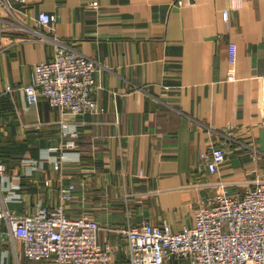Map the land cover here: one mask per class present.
I'll return each mask as SVG.
<instances>
[{
    "label": "crops",
    "instance_id": "obj_1",
    "mask_svg": "<svg viewBox=\"0 0 264 264\" xmlns=\"http://www.w3.org/2000/svg\"><path fill=\"white\" fill-rule=\"evenodd\" d=\"M174 1L27 0L25 11L56 15L55 33L97 62V112L68 113L43 96L26 101L18 87L31 82L35 63L53 58L51 42L4 41L0 53V146L15 149L0 156L7 174L21 173L23 157L63 145V119L79 134L72 162L21 176L22 201L8 209H50L75 183L66 213L99 222L114 264H130L121 226L150 219L178 230L194 223L206 197L243 192L264 174V0ZM214 142L226 159L210 173L202 154ZM22 250L6 239L0 264H50ZM162 264L191 263L171 256Z\"/></svg>",
    "mask_w": 264,
    "mask_h": 264
},
{
    "label": "built area",
    "instance_id": "obj_2",
    "mask_svg": "<svg viewBox=\"0 0 264 264\" xmlns=\"http://www.w3.org/2000/svg\"><path fill=\"white\" fill-rule=\"evenodd\" d=\"M27 0H0V53L4 41H44L54 45L52 59L34 64L31 82L18 87L29 104L45 97L52 106L73 114L97 112L99 102L93 96L97 62L84 55L55 33L56 15L41 11L31 15L23 6ZM99 0H93L97 6ZM193 0H175L174 5L189 6ZM20 6V7H19ZM229 25V10L223 11ZM46 27L47 30L43 29ZM231 44L230 53L235 55ZM264 110V75L262 78ZM6 91L13 88L8 85ZM64 143L41 152L38 157H23L21 173L7 174L0 160V251L6 239L12 247L20 242L24 255L50 264H114L112 250L98 239L99 222L90 215L70 217L66 203L74 197L76 184L62 187L60 202L50 209L40 207L31 214L8 209L7 203L21 202V176H33L50 163L60 170L77 148V124L60 122ZM39 128V125H37ZM58 151L59 154H51ZM210 173H216L226 159L222 144L214 142L202 154ZM48 183V181H46ZM127 237L130 264H162L175 256L191 264H264V174L256 177L243 192L216 193L203 199L193 224L175 230L168 223L154 224L144 219L139 225L120 227Z\"/></svg>",
    "mask_w": 264,
    "mask_h": 264
},
{
    "label": "trees",
    "instance_id": "obj_3",
    "mask_svg": "<svg viewBox=\"0 0 264 264\" xmlns=\"http://www.w3.org/2000/svg\"><path fill=\"white\" fill-rule=\"evenodd\" d=\"M14 147V146H13ZM13 147H10L9 149L5 147L0 146V156L3 158H6L7 156H10L12 151H15Z\"/></svg>",
    "mask_w": 264,
    "mask_h": 264
}]
</instances>
